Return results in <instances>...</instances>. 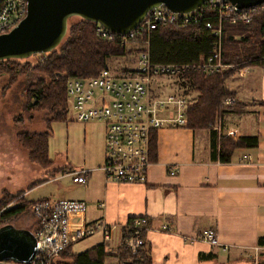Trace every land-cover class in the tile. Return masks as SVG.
<instances>
[{"label": "crops", "instance_id": "1", "mask_svg": "<svg viewBox=\"0 0 264 264\" xmlns=\"http://www.w3.org/2000/svg\"><path fill=\"white\" fill-rule=\"evenodd\" d=\"M249 69L254 80L245 79L241 96L237 93L248 113L229 114L223 124L219 121L223 132L235 130L238 137L258 135V147L238 149L231 162L222 163L212 159L211 129L164 128L158 131V157L146 184L107 182L95 170L84 184L71 181L67 186L63 199L89 205L86 213L70 216L72 229L99 220L117 225L109 242L114 254L105 264H131L120 262L115 250L121 246L131 218L141 216L149 219L144 238L153 264H252L260 247L258 238L264 237V69ZM161 88L156 87L160 92ZM228 119L231 125L226 127ZM98 161L96 156L94 162ZM96 163L88 168L95 169ZM170 167L176 169V175L170 173ZM163 224L172 232L156 230ZM204 230H213L220 245L198 240ZM92 237L100 240L93 247L104 244L101 234Z\"/></svg>", "mask_w": 264, "mask_h": 264}, {"label": "built area", "instance_id": "2", "mask_svg": "<svg viewBox=\"0 0 264 264\" xmlns=\"http://www.w3.org/2000/svg\"><path fill=\"white\" fill-rule=\"evenodd\" d=\"M206 10L217 11V23L205 22L204 29L211 32L216 43L213 52L196 64H155L149 55V41L146 50L139 55V74L116 76L110 69H104L98 76L90 78L72 77L67 85L68 111H72L80 122L98 121L105 125V156L102 165L95 169L81 168L70 170L63 176L72 178L75 184H84L95 170H100L107 182L121 184H146L153 164L150 158V141L153 131L164 128L187 127V111L190 105L188 97L182 95H162L153 84L165 76H182L193 69L204 74H215L232 68L224 62L223 34L225 20L232 24L242 21L252 22L259 12H264V3L238 8L225 0H207L201 8L187 14L174 13L164 6L150 10L141 24L124 36V43L136 40L160 26L187 28L203 21ZM27 0H0V34L8 33L19 26L27 16ZM98 32L104 38H111L114 33L104 29L100 24ZM229 103V102H228ZM218 138L226 135L237 138L235 130L223 132L222 127L214 126ZM176 175L175 168L169 169ZM62 176V177H63ZM18 199H21L19 197ZM16 201L0 209V229L7 222L3 215L18 206ZM103 206V204H101ZM89 205L86 201L72 199H43L34 201L30 212L38 222L35 255L29 262L15 263L0 261V264H62V254L75 243L94 235L101 234L106 251L114 254L109 245L116 224L104 220L86 223L72 229L70 216L86 213ZM146 216L133 217L127 224L122 244L133 255L146 249L144 233L149 229ZM157 231L171 233L172 228L163 224ZM198 240L212 245H220L219 238L213 230H204ZM191 240V238H186ZM227 250V247H224ZM264 251V246L257 248ZM115 252V251H114ZM255 256L258 261V253ZM117 252H115L116 254Z\"/></svg>", "mask_w": 264, "mask_h": 264}, {"label": "trees", "instance_id": "3", "mask_svg": "<svg viewBox=\"0 0 264 264\" xmlns=\"http://www.w3.org/2000/svg\"><path fill=\"white\" fill-rule=\"evenodd\" d=\"M218 16L217 11L206 10L203 21L199 24H192L183 29L160 26L127 43H124V36L119 34H113L111 38L102 37L98 32V23L80 17H77L76 22H70V18L67 35L61 44L49 53L40 54L36 62L27 59L0 61V76H9L8 85L14 84L20 76L28 74L36 76L25 90L26 107L30 112L49 110L53 113L47 120L48 130L44 133L18 134L21 146L29 150L30 161L43 168H48L53 163L49 151L52 124L66 121L67 85L70 78L96 77L104 69H109V60L114 57H138L146 50L147 41L150 59L155 64H196L213 52L216 39L211 32L204 29V24L217 23ZM223 24V58L226 64L233 67L208 75L190 69L181 76L183 81L181 86L188 88L186 94L189 90L198 94L197 99L188 107L187 127L211 129L212 159L229 163L236 150L256 148L260 142L258 135L232 138L224 134L218 138V132L213 127L218 120L222 121L229 114L242 116L248 113L247 104L239 101L237 92L232 90L227 82L241 69L247 67L264 69V12L256 14L249 24H244L240 20L235 24L225 20ZM134 44H137L138 48H128ZM139 73V70L124 71V75L130 77ZM157 157L158 131H153L150 158L155 161ZM46 181L37 180L31 187ZM19 197L21 199H18ZM13 201L19 205L3 215L6 225L14 224L17 218L29 213L34 202L26 197V190L14 194L6 192L0 198V209ZM37 230L38 222L31 232L35 234ZM258 246H264V237L258 238ZM71 248L72 246L62 254V264H105L106 258L111 255L106 251L105 244L97 245L83 253H73ZM115 251L117 252L115 256L122 263L153 264L151 249L147 246L137 255H133L123 244ZM255 263V256H252V264ZM257 264H264V252L259 253Z\"/></svg>", "mask_w": 264, "mask_h": 264}, {"label": "rangeland", "instance_id": "4", "mask_svg": "<svg viewBox=\"0 0 264 264\" xmlns=\"http://www.w3.org/2000/svg\"><path fill=\"white\" fill-rule=\"evenodd\" d=\"M77 20V17H72L70 22H76ZM128 48H138V45H129ZM39 55L35 54L27 60L36 62ZM138 61L139 56L114 57L109 60V69L114 75L124 77V71L139 69ZM249 68L252 67L237 71L227 82L228 86L239 93L240 96L244 80L247 78L248 80H254V76L248 71L251 70ZM35 79L34 74H28L20 76L14 84L8 85L9 76H0V198L6 192L14 194L26 190V197L33 201L63 199L65 198L66 188L72 181L71 177L63 175L70 170H75V168L91 169L88 168L89 164L96 163L94 162L96 156H99V161L94 164L95 168L102 165L104 161L105 125L98 121L80 122L75 118L72 111H68L66 121L52 124V136L49 140L52 165L43 168L30 161L29 150L21 146L18 134L44 133L48 130L47 120L53 115L52 111L49 110L30 112L27 109L25 90L28 84ZM182 82L181 76H165L158 78L153 86L162 87V95H182L188 97V100L192 103L197 99L198 94L193 90H189L186 94L185 91L188 88L182 87ZM235 118L234 120L237 119ZM245 118H251L254 122H257L254 117L245 116ZM230 123L231 121L229 122L228 119L225 126H230ZM214 126L221 127L222 125L218 120ZM37 180L47 181L31 187V184ZM13 225L32 233L31 230L36 228L37 221L29 212L17 218ZM99 241L98 237H92L76 243L73 252L82 253ZM243 262L248 263L246 260Z\"/></svg>", "mask_w": 264, "mask_h": 264}, {"label": "water", "instance_id": "5", "mask_svg": "<svg viewBox=\"0 0 264 264\" xmlns=\"http://www.w3.org/2000/svg\"><path fill=\"white\" fill-rule=\"evenodd\" d=\"M207 0H27L28 13L18 27L0 34V61L24 60L56 49L68 32L69 19L80 17L104 29L126 35L143 22L148 12L164 6L187 14ZM244 9L264 0H225ZM36 251L34 234L8 224L0 229V261L29 262Z\"/></svg>", "mask_w": 264, "mask_h": 264}]
</instances>
